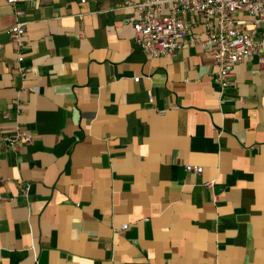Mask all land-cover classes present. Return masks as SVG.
Masks as SVG:
<instances>
[{"label":"crops","instance_id":"obj_1","mask_svg":"<svg viewBox=\"0 0 264 264\" xmlns=\"http://www.w3.org/2000/svg\"><path fill=\"white\" fill-rule=\"evenodd\" d=\"M140 1L0 0V133L32 136L0 153V264H264V51L222 88L200 45L138 50Z\"/></svg>","mask_w":264,"mask_h":264},{"label":"built area","instance_id":"obj_2","mask_svg":"<svg viewBox=\"0 0 264 264\" xmlns=\"http://www.w3.org/2000/svg\"><path fill=\"white\" fill-rule=\"evenodd\" d=\"M37 0H7L8 4ZM88 0H81L86 3ZM169 11L163 14L165 6ZM131 8L135 9L134 43L138 50L150 58L171 57L185 46L200 45L214 60L216 79L222 88L227 87L234 67L254 55L264 51V0H141ZM236 13L246 14L256 26L252 31H244L234 20ZM188 14H196L203 19L204 33L190 34L184 22ZM12 43L18 53L22 49L25 26L16 24L9 30ZM23 61L19 57L18 63ZM264 65V57L259 59ZM135 82H139L136 78ZM32 143V136L21 126H16L11 135L0 133V153L18 152ZM187 172L202 174L199 166H186ZM26 194L24 186H20ZM124 225L121 231L127 230Z\"/></svg>","mask_w":264,"mask_h":264}]
</instances>
